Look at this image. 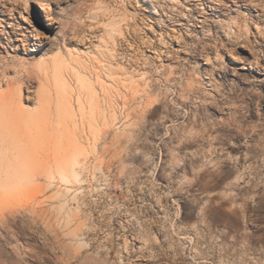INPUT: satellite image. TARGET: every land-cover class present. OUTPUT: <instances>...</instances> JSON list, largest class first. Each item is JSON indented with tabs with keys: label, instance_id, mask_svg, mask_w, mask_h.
Here are the masks:
<instances>
[{
	"label": "rangeland",
	"instance_id": "obj_1",
	"mask_svg": "<svg viewBox=\"0 0 264 264\" xmlns=\"http://www.w3.org/2000/svg\"><path fill=\"white\" fill-rule=\"evenodd\" d=\"M0 12V264H264V0Z\"/></svg>",
	"mask_w": 264,
	"mask_h": 264
},
{
	"label": "bare ground",
	"instance_id": "obj_2",
	"mask_svg": "<svg viewBox=\"0 0 264 264\" xmlns=\"http://www.w3.org/2000/svg\"><path fill=\"white\" fill-rule=\"evenodd\" d=\"M1 8H2V7H1ZM1 10H2V9H1ZM0 13H1V12H0ZM2 13H3V12H2ZM46 15H48V17L50 18L51 15H50V11H49V10L46 11ZM12 33H13V32H12ZM13 35H14V34H13ZM9 38H10V39H8V40H11V37H9ZM10 43H11V42H10Z\"/></svg>",
	"mask_w": 264,
	"mask_h": 264
}]
</instances>
